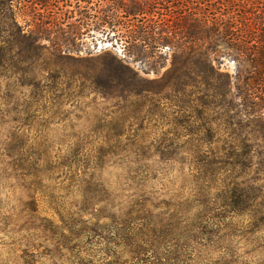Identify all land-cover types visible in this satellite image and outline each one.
Instances as JSON below:
<instances>
[{"label": "rangeland", "instance_id": "obj_1", "mask_svg": "<svg viewBox=\"0 0 264 264\" xmlns=\"http://www.w3.org/2000/svg\"><path fill=\"white\" fill-rule=\"evenodd\" d=\"M84 6L0 0V264H109L116 237L142 241L119 264H264V30L218 97L166 87L175 47L145 74Z\"/></svg>", "mask_w": 264, "mask_h": 264}, {"label": "trees", "instance_id": "obj_2", "mask_svg": "<svg viewBox=\"0 0 264 264\" xmlns=\"http://www.w3.org/2000/svg\"><path fill=\"white\" fill-rule=\"evenodd\" d=\"M83 3L84 9L94 12L92 18L97 28L107 37L114 33L115 43H122L129 56L147 67L141 69L145 74L164 68L166 57L162 50L175 47L176 60L164 74L169 79L166 87L171 90L203 88L218 97L225 96L229 94L230 80L227 73L221 72V58L257 63L254 59L260 37L257 32L264 30V0H83ZM158 15L161 17L156 19ZM172 20L175 27L170 24ZM113 58L115 64L107 70L110 82L132 91L133 80H142L139 72L127 61ZM160 60L163 62L159 65ZM257 85L263 87L264 83ZM122 239L113 238L111 243L128 249L117 254L119 257L114 255L109 264H119L122 256L140 263L143 253L138 244L142 241Z\"/></svg>", "mask_w": 264, "mask_h": 264}]
</instances>
